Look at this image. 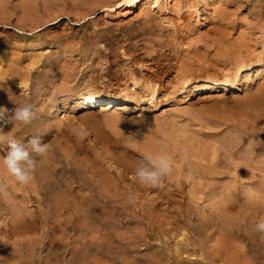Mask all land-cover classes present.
I'll use <instances>...</instances> for the list:
<instances>
[{
	"label": "rangeland",
	"instance_id": "obj_1",
	"mask_svg": "<svg viewBox=\"0 0 264 264\" xmlns=\"http://www.w3.org/2000/svg\"><path fill=\"white\" fill-rule=\"evenodd\" d=\"M117 1L0 0V106L37 113L0 127L49 146L28 185L0 169V264H264V0L103 17ZM86 90L126 101L78 109ZM158 152L173 172L141 186Z\"/></svg>",
	"mask_w": 264,
	"mask_h": 264
},
{
	"label": "clouds",
	"instance_id": "obj_2",
	"mask_svg": "<svg viewBox=\"0 0 264 264\" xmlns=\"http://www.w3.org/2000/svg\"><path fill=\"white\" fill-rule=\"evenodd\" d=\"M37 113L31 103L15 105L13 109L0 106V125L23 124L30 125L36 119ZM129 122L137 123V117L128 118ZM139 134V129L130 131L128 139L134 140ZM78 139L87 137V129L81 125L75 130ZM167 139V137H165ZM0 144H6V154L0 157V169L6 172L20 185L30 184L35 177L38 166L46 157L49 146L42 142L40 136H33L27 142L17 141L14 138L6 137L0 127ZM173 157L167 152L146 153L137 161L134 178L145 187L156 188L161 182L173 172ZM6 185H0L3 191ZM253 232L264 234V218H261L254 226Z\"/></svg>",
	"mask_w": 264,
	"mask_h": 264
},
{
	"label": "bare ground",
	"instance_id": "obj_3",
	"mask_svg": "<svg viewBox=\"0 0 264 264\" xmlns=\"http://www.w3.org/2000/svg\"><path fill=\"white\" fill-rule=\"evenodd\" d=\"M152 1V0H151ZM159 0H153L154 2V6H160V4H157ZM162 1V0H161ZM160 1V2H161ZM165 1V0H164ZM148 3H150V0H119L117 1L116 3V8L118 9L117 11L114 10V9H111V10H105L103 12V17H120L121 15H126V10H132V9H135L136 7L138 9H140L141 7L147 5ZM163 4V2H162ZM167 6V5H166ZM261 6V5H260ZM146 7V6H145ZM164 7V6H163ZM168 7V6H167ZM112 8V7H111ZM152 8V6H151ZM156 8V7H155ZM260 8V7H259ZM263 9V8H261ZM141 10V9H140ZM165 10V9H164ZM191 13V12H190ZM256 16V15H255ZM258 19V18H257ZM208 28V27H207ZM238 35V34H237ZM241 38V37H240ZM239 38V39H240ZM238 39V40H239ZM245 39V38H244ZM241 41V39H240ZM246 41V39H245ZM244 42V41H243ZM247 42V41H246ZM244 42V43H246ZM241 43V42H240ZM244 43H241V44H244ZM249 46H250V43H248ZM129 45V44H128ZM247 45V44H246ZM242 46V45H241ZM253 46V45H252ZM245 47V45H244ZM255 47V46H254ZM249 53V52H248ZM207 57V56H206ZM243 66V65H242ZM241 68V67H240ZM238 70V69H237ZM251 71V70H250ZM249 71V72H250ZM238 73V72H237ZM236 74V73H235ZM234 74V75H235ZM236 78V77H235ZM114 79V78H113ZM230 79V78H229ZM226 82V81H225ZM203 83V82H202ZM207 83V82H206ZM236 84V83H235ZM261 88V87H260ZM86 89V88H84ZM224 89V88H223ZM77 91V90H76ZM260 91V90H259ZM81 93V92H80ZM262 93V92H261ZM251 95V94H250ZM261 96V94L259 95ZM80 97V96H78ZM81 101L79 103V105L77 106L78 109H91V108H99V106H103V105H112V106H115V105H118L122 102H125L126 101V98L125 97H121V98H117V97H112V96H109V95H104L102 93L99 92H94L92 90H86V92H83L81 94ZM92 109V110H93ZM88 111V110H87ZM170 125V124H169ZM159 147H162V146H159ZM54 179V178H53ZM46 180V179H45ZM43 182V180H41ZM57 181V179H56ZM44 184V183H43ZM51 191V190H50ZM26 224V223H25ZM226 235V234H225ZM229 235V234H227ZM76 243H78L76 241ZM254 246V245H253ZM258 248V246H257ZM179 263H185V261H181V260H178ZM193 264H215V262L211 259H208L207 262H199V261H195V260H192L191 261ZM230 262V261H229ZM234 263V262H233ZM69 264V263H68Z\"/></svg>",
	"mask_w": 264,
	"mask_h": 264
}]
</instances>
